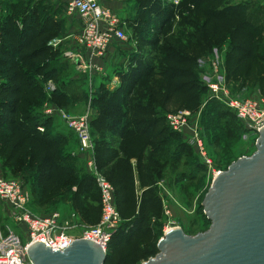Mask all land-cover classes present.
<instances>
[{
	"label": "rangeland",
	"instance_id": "obj_1",
	"mask_svg": "<svg viewBox=\"0 0 264 264\" xmlns=\"http://www.w3.org/2000/svg\"><path fill=\"white\" fill-rule=\"evenodd\" d=\"M35 1L40 3V0ZM61 2L55 11L58 18L52 17L50 24H45L51 29V40L77 32L82 23L80 16L68 13ZM223 3L241 4L252 27H257V62L252 68L245 65L237 69V64L233 62L235 49L228 34L208 36L192 26L184 28L176 25L174 33L162 39L158 49H153L145 43V39L155 34L153 23L151 20L148 22L139 5L134 6V14H130V17H120L117 13L125 22L127 40L111 45V60L103 63L104 69L100 74L95 72L90 76L89 71L77 67L71 57L65 55V51L75 45L72 41H63L62 45L53 47L54 52L46 63L31 69L22 67L25 76L34 81L39 90L31 91L33 96H26L23 100L19 117L26 120L31 118L30 124L37 123L40 132L46 131L59 137L58 157L75 173L56 192L45 190L42 183L46 171L44 159L33 151H27L16 161L9 160L3 146L6 132L3 127L0 128V174L23 185L27 194V208L33 215H57L59 227L70 234H77L81 227L97 224L101 215L97 171L110 182L115 171V159L120 156L115 139L106 133L111 127L104 111V100L117 89L123 91L129 80L133 56L137 54L161 68L164 66V53L180 46L194 57L198 80L206 87L190 116L205 156H201L190 134L174 132L168 126L167 115L180 109L164 101V82L158 73L150 99L156 104V111L162 120L160 126L164 128V134L156 141L160 148L157 150L155 144L137 136L129 140L125 154L133 166L135 182L139 169L149 162V158H153V186L161 200L158 213L151 219L157 236V253L158 242L167 230L177 228L186 235H196L210 227L203 201L216 174L225 171L238 159L251 156L256 151L259 134L236 117L224 101L213 98L209 85L214 82L221 84L233 100L251 98L264 108V0H225L212 7L219 8ZM18 4L23 7L27 3ZM14 5L17 7V3ZM204 6L207 8V5ZM43 9L42 12L47 13L48 8ZM45 18L41 19L42 23H45ZM204 19L199 13L192 16L191 22L196 27ZM16 24L17 30L21 31L22 22ZM142 24L145 29L141 35H137ZM1 42H6V35L0 31ZM0 78L4 90L7 84L3 82L8 80L6 68H0ZM49 85L52 86L51 90ZM5 101L8 100L2 91L0 118L6 113L2 105ZM64 115L70 119L86 118L90 147L83 148ZM90 162L93 164L90 165ZM136 186L139 189L138 183ZM83 192H88L90 199L86 202L89 208L81 214L73 204ZM127 218L128 214L120 216L116 230L126 227ZM25 229L24 224L20 227L12 220L8 204L0 199V240L12 233L24 242Z\"/></svg>",
	"mask_w": 264,
	"mask_h": 264
},
{
	"label": "trees",
	"instance_id": "obj_2",
	"mask_svg": "<svg viewBox=\"0 0 264 264\" xmlns=\"http://www.w3.org/2000/svg\"><path fill=\"white\" fill-rule=\"evenodd\" d=\"M135 1L148 22L151 20L153 23L155 34L145 39V43L153 49H158L162 39L174 33L176 25L184 28L192 26L208 36L228 34L235 49L233 62L238 70L245 65L252 68L257 62V27H252L241 4L223 3L219 8H213L212 5L225 0H179L177 4L170 0ZM30 11L28 6L16 7L13 4L6 8V12H0V31L6 35V42L0 43V68H6L8 72V80L3 82L7 84H3L4 90L1 88L2 81L0 85V93L3 91L8 100L2 104L6 113L0 118V128L3 127L6 132L3 146L8 159L16 161L27 151L42 157L46 167L43 187L56 192L63 182L75 175L74 170L58 157L60 139L46 131L40 132L37 123L30 124L31 118L19 117L23 100L26 96H33L31 91L39 90L37 84L25 76L22 67L31 69L46 63L54 52L53 47L48 45L51 29L45 25L50 21L45 18V23H42L41 19L45 16L38 7L41 18L37 14V20L33 18L32 22ZM199 13L205 19L195 27L191 18ZM20 21L22 29L18 31L16 23ZM144 29V24L139 26L137 35H141ZM163 61L164 66L157 68L136 54L123 91L117 89L104 100V111L111 127L106 133L115 139L120 154L115 159V171L110 177L115 205L120 216L129 215L126 227L112 234L105 264H139L157 253V236L151 219L158 213L161 200L153 186V158H149V162L139 169L138 189L133 166L125 154L129 140L137 136L155 144L157 150L160 148L156 141L164 134V128L160 126L162 120L156 111V104L150 99L157 73L164 82V101L177 105L180 110L191 111L206 91L198 80L194 57L183 47L166 51ZM89 197L88 192H83L75 201L73 206L78 213L83 214L89 208L86 203Z\"/></svg>",
	"mask_w": 264,
	"mask_h": 264
},
{
	"label": "built area",
	"instance_id": "obj_3",
	"mask_svg": "<svg viewBox=\"0 0 264 264\" xmlns=\"http://www.w3.org/2000/svg\"><path fill=\"white\" fill-rule=\"evenodd\" d=\"M70 14H78L82 23L77 32L66 35L64 38L52 39L48 45L57 47L74 42L72 49L66 50L65 55L70 56L77 67L100 74L103 71V60L114 42L127 40L125 22L113 10L103 7L98 0H61ZM177 4L179 0H171ZM1 85V78H0ZM213 93L211 96L233 110L236 117L246 122L250 128L260 134L264 127V108L256 100L248 98L237 101L230 98L221 84L209 85ZM49 89L52 86L49 85ZM222 92V94H221ZM47 111H50L47 109ZM191 111L177 110L167 115L168 126L175 132L188 133L194 145L200 150L201 156L205 153L198 131L190 118ZM68 125L76 132L83 148L91 146L87 121L84 116L70 119L64 115ZM93 163L90 162V165ZM95 165V164H94ZM96 173V172H95ZM100 189L101 215L94 226L81 227L77 234L67 233L58 225L57 215L38 217L27 208V194L23 185L15 180L5 178L0 174V199L10 208L12 220L21 227L26 226L25 240L21 242L17 235L9 234L0 240V264H33L28 249L38 241H44L51 251H63L74 241L84 239L93 241L106 252L112 234L117 229L120 213L115 205L114 187L98 171L96 177Z\"/></svg>",
	"mask_w": 264,
	"mask_h": 264
},
{
	"label": "water",
	"instance_id": "obj_4",
	"mask_svg": "<svg viewBox=\"0 0 264 264\" xmlns=\"http://www.w3.org/2000/svg\"><path fill=\"white\" fill-rule=\"evenodd\" d=\"M203 207L211 222L206 231L165 234L157 255L141 264H264V127L256 151L214 178ZM28 254L33 264H105L107 252L80 239L55 252L38 241Z\"/></svg>",
	"mask_w": 264,
	"mask_h": 264
},
{
	"label": "crops",
	"instance_id": "obj_5",
	"mask_svg": "<svg viewBox=\"0 0 264 264\" xmlns=\"http://www.w3.org/2000/svg\"><path fill=\"white\" fill-rule=\"evenodd\" d=\"M60 0H40V3H37L34 0H0V6H2V9L0 7V12H6V8L10 7L11 4L17 3V6H20V4L23 2L24 4L27 3L26 6L31 8L32 11H30V20L33 22V18L37 20V15L39 13V10L45 8L47 9V13L44 14V16L50 20L52 17L58 18V13H56V9L58 7V3ZM99 3L106 8H109L113 10L115 13H118L120 17H130V14H134V6L138 5L135 0H98ZM63 4V2H61ZM64 6V4H63ZM65 8V6H64ZM66 9V8H65ZM44 10V9H43ZM39 16L42 14H38ZM60 39V38H56ZM111 49L106 53L103 63L109 62L111 60ZM98 75V74H97ZM136 183H138V180H136Z\"/></svg>",
	"mask_w": 264,
	"mask_h": 264
},
{
	"label": "bare ground",
	"instance_id": "obj_6",
	"mask_svg": "<svg viewBox=\"0 0 264 264\" xmlns=\"http://www.w3.org/2000/svg\"><path fill=\"white\" fill-rule=\"evenodd\" d=\"M219 173H220V172H219ZM219 173L216 174L215 178L218 176ZM175 229H177V228H175ZM175 229L172 228L171 230H167L168 232H167L166 234H168L169 232H171V231H173V230H175ZM106 252H107V251H106Z\"/></svg>",
	"mask_w": 264,
	"mask_h": 264
}]
</instances>
